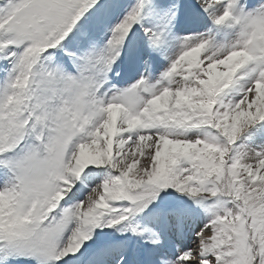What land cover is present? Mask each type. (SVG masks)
I'll return each mask as SVG.
<instances>
[{
	"label": "snow or ice",
	"instance_id": "snow-or-ice-1",
	"mask_svg": "<svg viewBox=\"0 0 264 264\" xmlns=\"http://www.w3.org/2000/svg\"><path fill=\"white\" fill-rule=\"evenodd\" d=\"M29 260L264 264V0H0V264Z\"/></svg>",
	"mask_w": 264,
	"mask_h": 264
},
{
	"label": "rangeland",
	"instance_id": "rangeland-1",
	"mask_svg": "<svg viewBox=\"0 0 264 264\" xmlns=\"http://www.w3.org/2000/svg\"><path fill=\"white\" fill-rule=\"evenodd\" d=\"M125 3L127 4H134L135 0H124ZM154 2H161V0H154ZM143 23H145L146 25L149 23H155L156 21L153 20V16L151 14L150 9H145V15H144V19L142 21ZM181 22L184 21H176L174 22L173 25H170V32H169V37H168V41L165 45H163L161 47V51L160 52H153V59H154V63H153V67L150 70L149 76L151 79H155L163 70L164 68L167 66V64L169 63V61L165 58V55H171L179 46V42L177 40L174 39L175 36H182V33L177 29L180 25ZM186 26V25H184ZM135 27H137V29H139V25H136ZM185 29H187V27H184ZM139 31L142 33V29H139ZM184 35V34H183ZM107 37L105 36L104 39H106ZM145 42H146V37L144 38ZM114 66V65H113ZM120 68V66L118 67ZM144 69L142 66H137L135 71H131L129 70V75L123 79L124 73H120L119 76H116V70H114L113 68V72L110 73L111 76L115 77V81L118 82V86L120 87H125L128 84L132 83L135 79H137L139 77V73L143 72ZM114 81V82H115ZM163 195V193H162ZM179 195V194H177ZM185 199H188L187 197H184ZM154 202V203H158ZM147 212V210H146ZM136 222H139L141 224V226L150 223L149 219H147L144 214H138L135 218ZM118 227V226H117ZM117 227H113V228H97L95 230V233L92 237V240L87 241L86 244H91V243H99V242H103L107 239H109V234H115V238L116 239H121V238H125V237H130L131 238V242L133 244H141V245H146L147 241L141 239L140 237L136 236L135 234L128 232V233H120L119 231H117ZM98 234V235H97ZM194 239V233L188 232L187 234V238L183 241V243L185 245H190L192 243ZM162 243L167 244L168 241L166 239L162 240Z\"/></svg>",
	"mask_w": 264,
	"mask_h": 264
},
{
	"label": "bare ground",
	"instance_id": "bare-ground-1",
	"mask_svg": "<svg viewBox=\"0 0 264 264\" xmlns=\"http://www.w3.org/2000/svg\"><path fill=\"white\" fill-rule=\"evenodd\" d=\"M199 226H202V225H191V226H188V228H195V230H199Z\"/></svg>",
	"mask_w": 264,
	"mask_h": 264
},
{
	"label": "trees",
	"instance_id": "trees-1",
	"mask_svg": "<svg viewBox=\"0 0 264 264\" xmlns=\"http://www.w3.org/2000/svg\"><path fill=\"white\" fill-rule=\"evenodd\" d=\"M169 191H172V190H169Z\"/></svg>",
	"mask_w": 264,
	"mask_h": 264
}]
</instances>
